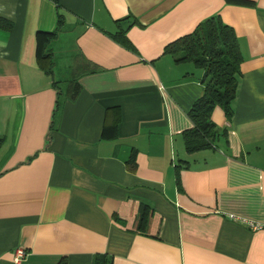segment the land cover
<instances>
[{"label":"crops","instance_id":"crops-1","mask_svg":"<svg viewBox=\"0 0 264 264\" xmlns=\"http://www.w3.org/2000/svg\"><path fill=\"white\" fill-rule=\"evenodd\" d=\"M243 1L0 0V264H264V229L227 217L264 223V0ZM57 11L46 75L35 35ZM214 15L237 39V94L229 120L211 111L214 145L187 153L202 70L162 48ZM129 197L159 238L111 221Z\"/></svg>","mask_w":264,"mask_h":264},{"label":"trees","instance_id":"trees-1","mask_svg":"<svg viewBox=\"0 0 264 264\" xmlns=\"http://www.w3.org/2000/svg\"><path fill=\"white\" fill-rule=\"evenodd\" d=\"M227 1L234 4L246 3L243 0ZM63 24L64 18L57 11L54 30L35 35V62L46 75L51 73L52 61L50 54L44 51V45ZM0 28L9 30L11 22L0 17ZM113 38H117L127 47L130 46L120 32L114 34ZM162 53L169 55L175 63L190 62L202 70L199 80L203 87L202 94L191 104L187 112L191 126L183 130L181 135L187 153L212 147L223 132H219L211 121V111L218 106L225 119L229 120L237 94L241 55L232 28L223 23L219 16H210L197 23L190 32L166 43ZM2 142L3 138L0 136V146ZM133 157L134 154L129 157L127 163L132 161ZM179 168V165L174 168L177 185ZM111 221L126 232L159 238L162 218L148 203L129 197L119 203ZM63 263V259H60L57 264ZM92 264H99L98 257H94Z\"/></svg>","mask_w":264,"mask_h":264},{"label":"built area","instance_id":"built-area-1","mask_svg":"<svg viewBox=\"0 0 264 264\" xmlns=\"http://www.w3.org/2000/svg\"><path fill=\"white\" fill-rule=\"evenodd\" d=\"M227 217L232 219V220H235V221H238V222L244 224L250 230L264 229V223L263 222H259V221H255V220H251V219H247V218H241L238 216H234L232 214H227ZM24 256H25V252L21 248H16L13 252V258L12 259L14 262H19Z\"/></svg>","mask_w":264,"mask_h":264},{"label":"water","instance_id":"water-1","mask_svg":"<svg viewBox=\"0 0 264 264\" xmlns=\"http://www.w3.org/2000/svg\"><path fill=\"white\" fill-rule=\"evenodd\" d=\"M131 23V21L129 20V19H127V20H123V21H121L120 23H119V26L122 28V29H125V27L127 26V25H129Z\"/></svg>","mask_w":264,"mask_h":264}]
</instances>
